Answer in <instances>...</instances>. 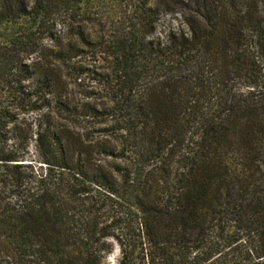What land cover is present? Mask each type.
<instances>
[{
    "label": "trees",
    "instance_id": "16d2710c",
    "mask_svg": "<svg viewBox=\"0 0 264 264\" xmlns=\"http://www.w3.org/2000/svg\"><path fill=\"white\" fill-rule=\"evenodd\" d=\"M0 32V264H264V0H0Z\"/></svg>",
    "mask_w": 264,
    "mask_h": 264
},
{
    "label": "rangeland",
    "instance_id": "374dc122",
    "mask_svg": "<svg viewBox=\"0 0 264 264\" xmlns=\"http://www.w3.org/2000/svg\"><path fill=\"white\" fill-rule=\"evenodd\" d=\"M161 29H162V27H161ZM118 257H119V250H118L117 246H114L112 253L108 255V257L105 259L104 263L116 264Z\"/></svg>",
    "mask_w": 264,
    "mask_h": 264
}]
</instances>
